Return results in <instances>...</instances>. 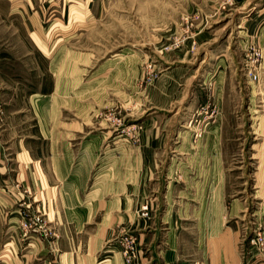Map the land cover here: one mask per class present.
Masks as SVG:
<instances>
[{"label": "rangeland", "instance_id": "obj_1", "mask_svg": "<svg viewBox=\"0 0 264 264\" xmlns=\"http://www.w3.org/2000/svg\"><path fill=\"white\" fill-rule=\"evenodd\" d=\"M53 80L92 175L142 157L155 192L168 182L193 214L223 199L241 264H264V0H0V126L6 113L29 121L18 109ZM30 145L40 153V140ZM35 205L7 211L0 264L16 258L9 231L25 239L12 212L41 214Z\"/></svg>", "mask_w": 264, "mask_h": 264}, {"label": "crops", "instance_id": "obj_2", "mask_svg": "<svg viewBox=\"0 0 264 264\" xmlns=\"http://www.w3.org/2000/svg\"><path fill=\"white\" fill-rule=\"evenodd\" d=\"M56 92L55 80L50 89L28 92L18 110L27 107L34 123L17 124L6 113L0 126V233L7 211L22 202L36 204L48 229L47 235L24 240L9 231L16 258L6 264H241L236 234L224 222L223 199L215 213L193 214L186 201L170 198L168 182L155 192L157 171L142 157L114 172L99 165L92 175V153L75 150L80 128L75 120L61 121L69 102ZM18 126L28 134L17 135ZM34 139L41 142L40 153L32 150ZM150 193L158 201L145 218L140 211ZM15 211L10 229L18 219ZM191 222L198 237L191 234ZM128 236L135 242L125 254Z\"/></svg>", "mask_w": 264, "mask_h": 264}, {"label": "built area", "instance_id": "obj_3", "mask_svg": "<svg viewBox=\"0 0 264 264\" xmlns=\"http://www.w3.org/2000/svg\"><path fill=\"white\" fill-rule=\"evenodd\" d=\"M0 113H1V106H0ZM25 208L29 209L30 208V204H24L22 203ZM26 209V211H28ZM149 204L145 203L144 205H142L141 207V215L146 217L149 215ZM29 212V211H28ZM31 214V215H30ZM20 218L17 219V223L18 225L21 226V230L23 232H21L23 234V237L27 238L32 234L35 233H42L47 235L48 233V229L46 227V224L44 223L41 214H32V213H19ZM16 223L13 224V226H15ZM22 236V235H21ZM129 249L127 246H124V253L128 254L129 253Z\"/></svg>", "mask_w": 264, "mask_h": 264}]
</instances>
